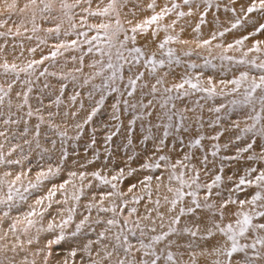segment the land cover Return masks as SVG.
<instances>
[{
	"label": "rangeland",
	"instance_id": "374dc122",
	"mask_svg": "<svg viewBox=\"0 0 264 264\" xmlns=\"http://www.w3.org/2000/svg\"><path fill=\"white\" fill-rule=\"evenodd\" d=\"M68 2L74 3V0H68ZM107 2L108 0H104V4ZM149 2L150 0H142V7L146 9ZM173 2L181 5L179 11L187 12L191 8L192 15L181 18L174 30L169 29L168 33L160 31L155 38L151 35V29L145 36H137L136 46L144 47L146 41H151L145 51L149 55L156 52L157 59L165 60V66L158 67L156 71V76H164L165 84L157 86L159 91L155 97L148 94L147 88L142 90L143 94L138 88L132 97L127 96L125 88L127 74L123 82L120 80L115 82V86L119 88L118 92L111 91L110 87H104L106 78L111 74V70L106 67L109 49L101 40L93 42L95 46L91 53L87 51L90 45L85 41L97 35L96 31L89 30L87 25L97 24L102 20L100 17L87 16V13L81 10L88 7L87 4L81 2L80 6L73 9L76 14L73 18V23L76 24L75 29H72L68 20L62 17L59 0H56L51 14H44L49 17L48 19L37 17L36 24L39 26L37 32L31 31L32 24L28 22L30 12L14 14L10 19L7 13L0 14V22L8 19V22L0 27V32L5 33L0 36V65L15 64L18 71L20 68H26L33 61L48 57L43 60V63L33 64L27 72H19L18 76L15 72H5L0 67V88L7 92L8 85H12L7 95L0 93L4 96L3 102L0 103V133H3L0 135V200L7 198L11 185L13 193L11 203L18 205L9 211L7 205L0 204V237H3L0 239V248L4 243L8 246L4 253L6 256L0 253V264H9V261L11 264H65V262L82 264V257H86V253L81 251L84 244L92 242V256L95 257V252L102 249L105 244L108 245V250L112 251L113 245L117 244L115 240L117 234L122 237L128 235L129 241L139 247L137 243L139 229H136V237L131 236L128 229L134 227L133 221L146 214V208L154 207L143 185L138 183L145 176L151 175L154 177L150 184L151 201L159 199L161 204L159 211L166 215L163 221L164 228L160 227L161 221L157 219L156 212L152 213L150 220H140L146 233L144 241L148 243L152 236L167 231L169 218L175 214L167 211L170 205L165 202L164 197L167 196L169 200L173 198V193L167 190L168 175L172 171V165L183 160L185 155L193 156L191 161H184V163L190 166L195 165L199 170L201 185L211 184L216 175L222 177L219 187L213 188L211 199L214 201L219 202L229 196L237 201L251 199V196L258 191L255 183L252 186L242 185L241 190H235L241 176L254 180L255 176L264 171V159L256 158L264 152V138L255 137L256 142L252 149L247 152L238 151L251 143L253 138L252 133L240 132V128L252 123L246 119V114L251 109L232 104L233 100H242L240 93L244 92L247 84H243L239 92L233 93L234 85L220 82L236 79L241 72H248L250 76L255 77L264 74L251 63H236L240 59L255 61L256 64L264 63V29H260V25L264 24V11L247 12L253 0H209L210 7L204 3V0H195L190 6L184 5L183 0H157V11L165 4L171 7ZM255 2L259 4V0ZM18 3L19 7H23L27 0H18ZM97 3L98 0H93V10ZM2 9L3 4L0 3V11ZM150 15H152L151 10L138 11L134 23ZM82 17L87 18L83 24ZM174 19H176L175 13H171L162 23L168 24ZM22 20L25 21L20 27L22 35L9 34V29L15 33ZM237 21H239L238 26L233 28L232 25ZM57 24H60L59 35L47 32V29L55 28ZM197 25H199V31L195 30ZM125 27L128 25L126 24ZM182 27L183 32H181ZM25 28L28 30L25 31ZM66 30L70 33L69 35H64ZM81 32H87V36L78 35ZM166 35H178L180 40L188 41V43L171 42L163 50L166 51L167 48L175 50L171 64L168 63L167 56L160 55L161 50L156 46ZM122 38L121 35L120 39ZM72 40H77L75 47L60 48L55 58L51 56L52 52L57 51V45L70 44ZM205 40L210 43L205 45L203 43ZM237 40H243V44L236 45ZM228 45L233 47L229 48ZM255 47H259L260 51H250ZM97 48L104 51L105 55L101 56ZM111 51L113 52L112 62L115 64V49ZM244 53H247V56H244ZM73 57L76 59L73 60ZM80 57H83L84 61L83 71L77 72L75 69L81 67ZM222 57L233 59H222ZM177 59L179 63H176ZM96 61H102L105 65L102 75H96V72L100 70L99 64L96 68L89 67ZM140 70L145 72V77L143 81L138 82V85L144 82L149 85L155 83L156 77L149 74V69L141 68ZM42 72L45 74L41 75ZM197 77L205 83L208 78H211L217 87V92L223 90L224 94L208 98L206 93L189 88V95L175 99L177 95L175 91L164 92V87H171L172 84L180 83L182 79L188 78L195 82ZM85 79H88V83L84 82ZM108 83L111 84V81ZM185 87L188 88L187 85ZM17 93L20 95L18 96ZM25 94H27V103L24 102ZM259 94L258 89L254 96ZM73 96H76L75 101L72 100ZM102 96L101 104L99 102ZM168 96H172L173 99L168 100L167 107L162 109L160 105ZM57 98L60 101L58 104ZM124 100L135 104L141 101L147 104L149 100H152L153 103L147 109L138 107L133 110L123 103ZM173 104L176 105L175 109L171 107ZM113 105H118L119 111L114 109ZM221 105L223 107L218 113L209 110ZM94 108L98 110L89 120L88 117ZM256 109L259 111L258 103ZM169 111L178 113L171 121H168L166 116L162 120L157 118V114ZM29 112L32 113L31 116L28 115ZM147 112H152V116H148ZM179 113H183L186 119L181 120ZM217 117H219L218 121ZM5 120L9 123H4ZM133 120L135 123H132ZM233 122H239L240 128H235ZM166 125L171 126L165 127ZM165 132L168 133L167 136ZM217 135L219 139H212ZM237 136H240V139H237ZM196 139H201V144L192 146ZM213 152H216L215 156L212 155ZM162 155L169 159L159 160V156ZM205 156H207L206 165L201 163ZM249 156L254 158L249 159ZM9 161H19V163H9ZM145 163H159L161 167L144 169L142 165ZM49 168L55 175L48 173ZM120 169L125 170L124 177L119 182L112 181V176L119 175ZM251 169L256 171L253 172ZM131 170L135 171L129 176L128 172ZM175 171L179 174L189 172V169L176 164ZM41 172L48 173L47 178L39 176ZM73 172L76 173L75 176L70 175ZM6 173L10 175H5ZM93 173H99L111 183H102ZM81 174H84L83 179L80 178ZM17 175L20 176L19 180H16ZM155 177H162V180L157 181ZM187 178L186 175L185 179ZM65 181L68 183L64 190H57L51 208L47 207L49 204L47 199H44L43 204H36V200L46 197L49 189L54 185L58 189V186ZM112 183H117L118 189L123 190L126 195L108 197L101 203L102 195L115 191L111 187ZM130 183L137 184V188L132 193L127 192ZM31 184H36L37 187L33 189L30 187ZM171 186L177 187L178 182L171 181ZM26 188L27 192H25ZM17 189L20 194L27 197V200L19 199ZM185 191H191V189L186 188ZM205 192L206 189L203 187L198 190L201 201ZM216 192L220 195L216 196ZM74 195H78L80 199H73ZM133 196H144V199L136 204L132 200ZM190 199L186 197L185 201ZM125 203L126 207H124ZM89 204H94L96 207L89 209ZM113 204L117 206L116 214L98 210L101 206L111 208ZM180 206H177V211ZM121 207L124 209L123 212L120 211ZM133 207L137 208L138 212L129 215ZM236 207V205H229L230 210ZM69 209L75 211L70 212ZM32 210H35L37 215L29 217L35 223L28 227L27 232L23 231V228L27 226L26 221L18 224L15 231L10 228L17 219L24 221L25 214ZM5 211H9L7 217H4ZM40 213H43V216ZM198 214L203 215L199 213V210ZM69 215L72 216V220L63 229L56 227L52 231L47 230L49 223L59 225ZM85 217H87L86 220ZM113 218L119 223L109 226L106 221ZM125 219L129 221L127 226L123 224ZM97 220L101 223H96ZM153 220L155 224L152 223ZM81 221H84L83 227L77 232V225ZM191 222V217H182L180 225L175 227L180 228ZM122 227L123 233H121ZM152 227L156 228L155 233L149 230ZM41 230L43 232L40 242L36 240L29 244L30 234L37 232L40 235ZM28 232V235H24ZM101 232L105 233V239H100ZM61 235L64 237L63 240L52 244L50 248L47 247L49 241L56 240ZM187 239L189 238L185 237V240ZM97 241L99 243H96ZM13 247L15 251L11 250ZM155 249L160 254L164 249V243L156 245ZM73 250L77 252L75 257L70 255ZM170 250L179 255L175 247ZM118 251L120 258H123V250L118 249ZM136 255L139 259L141 254ZM115 259L114 254L113 259L106 261L105 264H115ZM182 259L187 261L188 256L185 255ZM158 264H166L163 256Z\"/></svg>",
	"mask_w": 264,
	"mask_h": 264
},
{
	"label": "snow or ice",
	"instance_id": "6c2138e0",
	"mask_svg": "<svg viewBox=\"0 0 264 264\" xmlns=\"http://www.w3.org/2000/svg\"><path fill=\"white\" fill-rule=\"evenodd\" d=\"M81 2L87 4L88 7H84L81 10L87 13V16L92 17H100L102 18L101 22L97 24H88L87 27L89 30H95L97 35H94L91 39L86 40L85 42L90 45L87 49L89 53L93 51L94 41H104L107 44L109 51L108 55V63L106 67L111 70V74L106 78L104 83L105 88H111V91L118 92L119 88L115 86V82L117 80L124 81L125 74H127V82L125 88L127 90V96L132 97L138 90H141L143 94V89L147 88L148 94L155 97V94L159 91V86H164L165 80L164 76H156L157 68H163L165 66L164 59H157V53L152 52L150 55L145 49L148 47V44L151 41H146L144 47H138L137 45V36H145L149 29H151V35L155 38L160 31L168 33L169 29L174 30L177 22L185 17L191 16L192 11L191 8L187 12L179 11L181 5L173 2L171 7L165 4L163 7L159 8L157 11V0H150V2L146 5V9L142 7V0H108L107 4H104V0H98L95 10L92 9L93 0H74V3H69L68 0H59L60 10L62 12V17L66 18L69 22V25L72 29L76 28V24L73 23V18L76 15L73 12V9L80 6ZM195 0H183L184 5H192ZM0 3L3 4V9L0 11V14L7 13L8 19L11 18L12 15H19L26 12H30V22L32 24V32H37L39 30V26L36 24L37 17L39 16L41 19H48L49 17L44 16L45 13L51 14L54 10V5L56 0H27V3L24 4L23 7H19L18 0H0ZM204 3L209 7L211 6L209 0H204ZM103 5V6H101ZM126 10V11H125ZM151 10L152 15L145 17L143 20L134 23V20L137 18L138 11ZM254 11H264V0H259V4L253 0V3L250 7L247 8V12L251 13ZM175 13L176 19L172 20L171 23L164 24L162 23L169 14ZM123 14V19H122ZM131 17V18H129ZM55 19V17H51ZM8 19H5L3 22H0V27H3L4 24L8 22ZM86 17H82V24L86 22ZM114 20V22H113ZM25 21L22 20L20 26L16 28L15 33L9 29V34L11 35H22L20 32V27L24 25ZM201 23H203V19H201ZM128 27H125V25ZM239 24H233L232 27L235 28ZM155 26V27H153ZM260 29H264V24L260 25ZM28 29L25 28V31ZM196 31H199V25H197ZM259 30V29H258ZM184 31V28H181V32ZM48 33H56L59 35L60 33V24H57L55 28L47 29ZM102 33V35H101ZM70 33L66 30L64 35H69ZM5 35V33L0 32V36ZM78 35L87 36V32L78 33ZM122 35V39L120 36ZM223 35V33H221ZM31 39V37H28ZM215 38V37H213ZM247 39V37H244ZM43 43V41H41ZM171 42H179V43H188L186 40H180L178 35H166L165 38L160 41L156 46L160 51V55L168 57V63H172V58L175 55V50L172 48H167V45ZM205 45L209 44L210 41L205 40L203 42ZM243 40H237L236 45H242ZM77 45V40H72L70 44L61 43L57 45V51L51 53V56L55 58L58 54L60 48H69L75 47ZM229 48H232L233 45H228ZM112 49H115V60L116 63L112 62L113 52ZM260 51L259 47H255L254 49H250V51ZM31 51H35V49H31ZM97 51H100V55H105L104 51H101L97 48ZM127 52V55H125ZM186 55L190 53H185ZM247 56V53L243 54ZM44 59H48V57H44L40 61H33L27 65L26 68H20L17 71V65L13 64L9 66L7 63L0 65L5 72L12 71L19 75V72H27L28 69L33 67V64L43 63ZM73 60L76 58L73 57ZM222 59L232 60V57H222ZM83 57H80L81 67L76 68L77 72L83 71ZM176 63H179V60H176ZM238 64H248L251 63L254 67L260 69L264 72V63L256 64L255 61H248L247 59H240L236 61ZM97 64L100 65V70L96 72V75H102L103 69L105 67L102 61H96L93 64L89 65V67L96 68ZM150 66V67H149ZM195 67V65H192ZM141 68L149 69V74L155 76V83L149 85L147 82L138 85V82L143 81L145 77V72L141 71ZM47 70H45L46 72ZM45 73L42 72L41 75ZM52 75H56L52 73ZM167 75V73H165ZM75 79V77H73ZM111 81V84L108 82ZM85 83H88V79H85ZM221 84H232L234 87L232 88L233 93L239 92L240 87L243 84H247V88L243 93H240L242 96V100H233L232 104L234 106L240 105L242 107H249L251 111L246 114V119L252 121L250 125H247L244 128H240L239 122H233V126L235 128H240L241 133H252L253 138L252 142L248 143L246 147L242 149H238L241 152H247L253 148L255 144V137L264 138V74L259 77L250 76L248 72H241L240 76L231 81H221ZM188 86L186 88L185 86ZM47 87V85H45ZM12 85H8L7 92L0 88V93H4L7 95L8 92L11 91ZM195 90L197 92L206 93L208 98H212L217 95H223V90L217 92V87L211 78H208L207 82H202L199 77L196 78L195 82L192 79H182L180 83L172 84L171 87H164L165 93L176 92L177 95L175 99H180L182 96L189 95L188 89ZM259 89L260 94L258 96H254V94ZM183 90V91H181ZM31 91V89H29ZM62 91V89H61ZM19 96L20 94L17 93ZM77 95H79L77 93ZM123 95V93H121ZM4 96L0 95V103L3 102ZM76 96L72 97V100L75 101ZM172 96H168L164 103L160 105V107L166 108L167 101L172 100ZM24 102L27 103V94L24 96ZM59 98H57L56 103L58 104ZM99 103H103V96ZM119 103V102H118ZM123 103L129 108L136 110L138 107L142 109H147L152 106L153 101L149 100L147 104H144L142 101L139 104L130 103L128 100H124ZM259 104V111L256 109V104ZM172 109H175L176 105L173 104ZM220 107H216L214 109H209L210 111L220 112ZM113 108L119 111L118 105H113ZM98 109H93L92 113L89 115L88 119L90 120L92 115H95ZM148 116H152V112L146 113ZM176 112H164L157 114L158 119H164L167 117L168 121H171L174 115H177ZM29 116L32 115L31 112L28 113ZM181 120L186 119L183 113H179ZM139 118V117H137ZM43 119V117H41ZM199 119V118H198ZM219 117H217V121ZM4 123H9L8 120H5ZM135 123V120L132 121ZM171 125H166L165 127H169ZM186 130V129H185ZM27 132V129H25ZM167 132H165V136H167ZM3 135V133H0ZM38 135V133H37ZM202 139V138H201ZM201 139H196L192 146H198L201 144ZM212 139H219V135L216 137H212ZM237 139H240V136H237ZM27 143V141H26ZM161 144H163V140H161ZM39 146V145H37ZM219 147L218 145L216 146ZM213 156L216 155V152L212 153ZM249 159H253L254 157L249 156ZM259 159H264V152H262L258 157ZM161 161L169 159L167 156H159L158 158ZM193 156L185 155L183 160H179L176 164L181 165L186 169H189V172H181L179 174L176 173V164L172 165V171L168 175L169 185H167V190L170 193H173V198L169 200L167 196L164 197L166 203L170 205L167 209L169 213H175L169 218L168 229L167 231L160 232L152 236L149 239L148 243H145L144 237L146 235L144 227L141 226L140 220H150L153 212H156L157 219L161 221L160 227L164 228L163 221L165 220V213L160 212L159 208L161 207L160 200L156 199L155 201H151V190L150 184L154 179L153 176L148 175L145 176L143 180H139L138 183L143 185V188L146 190V194L149 197L150 202L154 205L152 208H146V214L143 217H139L136 221H133L134 227L128 229V232L131 236L136 237L137 232L136 229H139V237L137 238V243L139 247L135 244H132L129 241L128 235L117 234L115 236V240L117 244L113 245L112 251L108 250V245L105 244L102 249L97 250L95 252V257L92 256L93 246L92 242L84 244L81 248V251L86 253V257H82V264H105L106 261H111L116 256L115 264H158V261L163 259L166 264H264V171H261L257 176H255L254 180L248 179L246 176H241L239 178L238 183L235 186V190H241V186L247 184L248 186H252L255 183V186L258 188V191L251 196V199H241L236 200L232 199L230 196L222 201H214L212 200L213 196V188H218L222 177L220 175H216L215 179L211 184L201 185L199 183L200 180V172L195 167V165L185 164L184 161H191ZM9 163H19V161H9ZM202 164H207V156L204 157ZM161 165L159 163H145L142 165L144 169L150 168H160ZM58 171V170H57ZM135 170H131L128 172V175L131 176L132 172ZM251 171L255 172L256 169H251ZM48 173L55 175L52 172V169L49 168ZM48 173L41 172L39 176H44L47 178ZM5 175H10V173H6ZM70 175L75 176L76 173H70ZM93 175L100 180L104 184H109V181L106 177L101 176L99 173H93ZM125 175V170L120 169L119 175L112 176V181L119 182ZM188 176L185 179V176ZM38 176V179H39ZM81 179L84 178V174H81ZM20 176H16V180H19ZM157 181H161L162 177H155ZM231 179V177H229ZM177 181L178 186L172 187L171 181ZM14 183V182H13ZM68 181L60 184L57 187L54 185L51 189H49L48 194L44 198H38L36 200V204H43L44 199L49 201L48 208L52 207V200L57 194V190H64L65 185ZM195 185V188H193ZM31 188H36V184H31ZM112 189L115 191H110L101 196V203L104 199L108 197L116 196V197H124L126 193L123 190L118 189L117 183L111 184ZM203 187L206 189V192L203 196V200L199 197L198 190ZM137 188L136 183H130L127 189L128 193H132ZM191 189V191H185V189ZM28 189H25L27 192ZM19 195V199L21 201L27 200V197L23 194L19 193V189L16 190ZM216 196H219L220 193L216 192ZM186 197H190L189 201H185ZM75 200H79L80 197L78 195H74L72 197ZM144 199V196H133L132 200L134 203L139 204L141 200ZM13 201V193L12 187L9 186L7 198L0 200V204L7 205L8 210L11 211L13 207H18L11 203ZM66 202V201H65ZM56 203H60V201H56ZM181 205L177 211V206ZM229 205H236L237 207L234 210L229 209ZM126 203L124 207H126ZM247 206V208H246ZM96 207L94 204H89L88 208ZM100 212H113L117 213V206L113 204L111 208L99 207ZM123 207L120 208V211L123 212ZM203 213V215L198 214ZM9 211L4 212V217L9 215ZM70 212L75 211L74 209H69ZM137 208L133 207L130 209L129 215L137 213ZM37 213L35 210L29 211L25 214L24 221H20L17 219L14 223L10 225V228L15 231L17 229L18 224H22L26 221L27 226L23 228L24 232L28 231V227L33 226L35 221L29 219L31 216H35ZM43 216V213H40ZM182 217H191V224H186L183 227H175L176 225H180ZM87 217H85V220ZM72 220V216L66 220H63L59 225L54 223L48 224V231H52L56 227H60L63 229L66 225L70 223ZM96 223H101V221L97 220ZM106 223L109 226H114L119 223L115 218L108 219ZM129 223L128 219H125L123 224L127 226ZM155 224V220L152 221ZM84 221H81L80 224L77 225V232L83 227ZM151 232L155 233L156 228L152 227L149 229ZM124 229L121 228V233H123ZM76 235V233H73ZM100 239H105V233H99ZM185 237L189 239L185 240ZM3 237H0L2 239ZM64 237L61 235L56 240L49 241L47 247L50 248L52 244L59 243L63 240ZM250 240V242H248ZM28 243L31 244L32 240L29 239ZM96 243H99L97 241ZM164 243V249L161 250V253L158 254L155 246ZM175 247L179 255L177 256L170 249ZM118 249L123 250V258H120V253ZM7 250L6 248L4 249ZM15 251V247L11 249ZM251 250V252H250ZM137 253H140L139 259L137 258ZM51 253L49 252V255ZM71 256L75 257L77 255L76 250H73L70 253ZM187 255L188 260L184 261L182 258ZM9 264L11 262L9 261ZM67 264V262H65Z\"/></svg>",
	"mask_w": 264,
	"mask_h": 264
},
{
	"label": "bare ground",
	"instance_id": "6f19581e",
	"mask_svg": "<svg viewBox=\"0 0 264 264\" xmlns=\"http://www.w3.org/2000/svg\"><path fill=\"white\" fill-rule=\"evenodd\" d=\"M22 228V227H21ZM19 232H21L20 230H19ZM42 230L40 231V235H39V233H37V232H32L31 234H30V237H28L29 239H31L32 240V242H34V241H36L37 240V242H40V236L42 235ZM29 234V232L26 234H24V235H28ZM4 243V242H3ZM3 243H2V245H3ZM8 249V246L4 243V245H3V247H1L0 248V253H5V250L4 249ZM4 256H6V254H4Z\"/></svg>",
	"mask_w": 264,
	"mask_h": 264
}]
</instances>
